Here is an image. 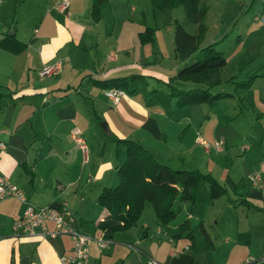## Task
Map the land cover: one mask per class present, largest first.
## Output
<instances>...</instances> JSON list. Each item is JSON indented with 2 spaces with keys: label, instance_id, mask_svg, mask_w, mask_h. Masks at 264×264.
I'll return each mask as SVG.
<instances>
[{
  "label": "crops",
  "instance_id": "crops-1",
  "mask_svg": "<svg viewBox=\"0 0 264 264\" xmlns=\"http://www.w3.org/2000/svg\"><path fill=\"white\" fill-rule=\"evenodd\" d=\"M90 1L70 0V5L61 10L60 0H0V38L15 35L25 44L20 52L0 47V138L7 144L0 151V173L16 182L30 203L42 206L51 201H67L77 217L76 227L109 238L106 247L96 241L91 243L87 264H104L106 258L127 247L139 252L140 264H148L149 256L163 264H264L263 240L249 220L252 209H262L253 195L263 196L255 188L264 171L263 149L255 157V171L250 175L252 179L259 173V183L252 179L253 188L241 186V182L227 176V200L220 196L211 201L209 218L214 226L213 230L206 227L215 242L212 250L195 253L187 239L181 242L168 238L162 226L155 239L143 220L146 205L140 221L146 233L137 240L139 246L122 234L126 230L108 237L98 228V232L83 229L85 217L96 221L105 215V209H98L88 217L92 210L83 208V200L89 195L96 198L103 186L114 187L121 180L116 165L124 159L115 138L136 139L151 149L158 160L182 168H200L213 146L221 154L227 147L225 136L217 149L216 143L212 145L198 133L201 129L197 126L202 124L204 115L198 118L195 111L187 109L190 105L178 107L172 97L163 98L159 85L151 88V102L137 94L143 89L136 85L122 89L124 93L117 104L107 98L106 89L97 85L95 79L140 73L166 81L169 74L162 71H177L188 59L177 57L174 33L159 32L157 40L159 24L147 18L131 30L127 24L116 22V10L111 7L110 16L115 22L108 28L102 21L104 5L100 19L94 21ZM211 1H200L208 6L207 13ZM138 9L137 2L131 4V10L140 15ZM146 27L154 28V35L151 41L142 43L139 32ZM155 63L161 70L152 67ZM225 66L213 72L214 78ZM48 67L52 70L43 73ZM147 91L144 89L143 93ZM204 106L199 108L203 110ZM212 109L209 105L206 110L208 120L217 115L215 111L210 114ZM104 119L110 134L101 126ZM74 129L80 130L78 135L84 146L75 138ZM230 192L238 197H232ZM217 199L223 201L216 204ZM24 208L25 204L15 196L0 201V264H21L25 257L28 264H62L61 255L73 249L71 236L45 237L40 231L16 235L13 222ZM53 226L52 221L46 223L48 229ZM118 234L122 236L117 238ZM146 240L150 241L146 244Z\"/></svg>",
  "mask_w": 264,
  "mask_h": 264
},
{
  "label": "rangeland",
  "instance_id": "rangeland-1",
  "mask_svg": "<svg viewBox=\"0 0 264 264\" xmlns=\"http://www.w3.org/2000/svg\"><path fill=\"white\" fill-rule=\"evenodd\" d=\"M149 1L150 0H110L106 4H103L104 16L102 21L106 23L108 28L112 27L115 21L110 16V11L111 7H113L116 10V22L119 24H127L128 28H131V30H136L139 22H144L147 18L154 24H159L161 28L157 32V40L159 39V32L174 33V21L176 18L179 19L189 31L191 30L190 32H192V30L197 32V24L188 21L183 5L167 7L164 10H155L154 8V12L157 11L155 18L152 4H148ZM134 2L138 4L140 15L131 10V4ZM211 3L212 6L205 19V22L208 23L209 26L207 32L202 36L201 42H203V44H201L204 45L218 40L216 46L218 49L224 50V55L228 63L220 70L217 77L214 78V74L212 73L211 80L209 81L195 82L192 80L185 81L186 79H174L173 82L179 87L189 88L193 86H208L215 79L219 78L220 81L217 84H213L211 90L213 92L223 90L233 93L232 96L218 99L213 103H194L190 104L187 108L193 112L195 111L198 118L204 115L205 118L204 120L202 118V124L197 126L201 129L198 133L203 134L209 143L212 142L211 144L215 145V143L221 142L220 144L222 145V137L224 136L227 141V147L223 151V154L216 151L213 146L209 154L210 156L203 158L199 169L203 172H211L224 184L227 182V176H229L236 182H241V186L248 185L253 188L254 183L250 175L254 173L255 166L253 167L252 163L256 162L257 159H255V157L261 153L262 149L264 150V0H212ZM148 7H150V9H148ZM136 15H138V17ZM129 22L135 26H131ZM166 64L170 66L169 63ZM152 67L157 69L161 68L159 63L152 64ZM162 72L169 74L166 81H160L159 78L153 74L145 76L141 74L142 76L132 78L129 82V88L136 85L139 89H143V91L144 89L148 90L146 94H144L143 91L137 94L145 96L148 102H151L150 98L153 97L151 88L153 85H159L160 87L158 89H161L160 92L163 94V98L168 99V97H172V101H176V97L170 94V86L167 84L170 80V76L175 74L176 71L164 70ZM254 73L257 74L253 78L250 87L237 86L236 81L245 80ZM202 105H205L203 110L199 108L202 107ZM209 105L213 107L210 114L213 113V111L217 113V115H213V120H208L206 116L209 115H205ZM104 121L106 120L104 119ZM216 139L217 141H215ZM246 146L249 147L246 148ZM121 149V158L125 159V146L121 145ZM255 188L262 192L263 196L253 195V200L263 210H257L256 208L252 209L249 220L257 231V236L261 237L260 240H263L264 243V171L262 172L260 185L255 186ZM230 194L232 197H238L233 192H230ZM95 196L91 198L89 195L83 200V208L85 210L90 208L94 212L93 215H91L92 211L87 213L88 217L94 216V214H96L95 212H98V209H105L98 203L97 197L95 198ZM222 196L223 198L221 199L227 200V195H221V197ZM75 199L76 196L74 197V200ZM212 200L213 199L210 198L208 185L206 183H201L195 217L197 219H202L209 229L212 228L210 230H213L214 226L209 218V208ZM223 200L217 199L215 203H221ZM145 205L146 209L149 207L150 210L148 211L145 209L143 220L149 224V232L151 236L153 235L156 239L159 235L157 230L160 228V225L157 222L158 220L153 204L150 201H146ZM141 215L135 225L130 227L129 230L126 229L127 232H122L123 235L128 236L130 241L133 240L137 246H139V241L137 240L141 239V237H143V232H145V228L143 229V226H141L142 222H140L142 219ZM183 216H185V209L182 210L175 222L180 221ZM86 219L85 217L83 229L92 232L96 231L92 219ZM122 234H118L117 238L121 237ZM179 240H182L181 242H186L185 238H180ZM149 241L150 240H146L145 243L147 244ZM138 254L139 252L130 249V247H127V250L120 248L113 256L106 258L104 264H140Z\"/></svg>",
  "mask_w": 264,
  "mask_h": 264
},
{
  "label": "trees",
  "instance_id": "trees-1",
  "mask_svg": "<svg viewBox=\"0 0 264 264\" xmlns=\"http://www.w3.org/2000/svg\"><path fill=\"white\" fill-rule=\"evenodd\" d=\"M107 0H91L90 15L98 21L101 8ZM155 9L164 10L167 7L183 5L189 21L198 25V32H190L185 25L176 19L174 21V50L178 58L185 60L175 74L170 76L167 84L170 94L176 97L178 107L194 103H213L215 100L232 96L225 91L213 92L211 87L220 79H215L208 86H194L181 88L174 84V79H186L195 82L211 80L214 71L227 64V58L221 49L217 48V41L202 45V36L207 30L205 17L208 6L201 0H151ZM154 28L146 27L139 32L142 43L151 41ZM0 47L20 52L25 44L15 35H6L0 38ZM257 74V73H256ZM252 74L245 80H238L237 86L250 87L256 76ZM141 74H129L106 79H95V83L105 89L118 87L128 90L132 78ZM99 119L100 116L98 115ZM115 141L124 145L126 157L116 165L121 180L116 186H103L97 196L98 203L105 208V215L93 221L95 228L101 229L111 237L116 231L126 230L136 224L146 201L153 204L157 222L163 227L166 236L170 239L185 238L193 252L215 248V242L205 223L195 217L198 204V194L201 183L208 185L211 199L221 195H228L227 186L220 182L211 172H203L199 168L174 167L156 158L151 149L140 141L117 137ZM229 196V195H228ZM51 201L50 204H57ZM185 216L178 221L182 210Z\"/></svg>",
  "mask_w": 264,
  "mask_h": 264
},
{
  "label": "built area",
  "instance_id": "built-area-1",
  "mask_svg": "<svg viewBox=\"0 0 264 264\" xmlns=\"http://www.w3.org/2000/svg\"><path fill=\"white\" fill-rule=\"evenodd\" d=\"M69 5L70 0H60L61 10H65ZM51 70V67H48L44 69L43 73L50 72ZM123 93L124 91L118 87H111L105 90V95L113 104H117L120 101ZM79 133V129L73 130L77 141L84 146L85 143L82 137L78 135ZM204 143L206 147L209 146L207 142ZM6 147V142L0 138V151ZM216 148H220V143H216ZM262 169H264V161L262 162ZM259 176V173L252 176V179L257 184L259 183ZM11 196L19 198L25 204L23 212L13 222V230L16 235L38 234L40 231V234L45 237H54L58 234L71 236L73 249L72 252L61 255L60 259L62 264H87L91 243L96 241L100 247H106L109 242V238L105 236H94L76 227L77 217L71 212L67 201L42 206L34 205L27 200L24 190L16 182H13L9 177L0 173V201ZM48 221L53 222L54 226L52 229L46 227ZM134 248L136 250L138 249L137 247ZM147 263L163 264L151 256L148 257Z\"/></svg>",
  "mask_w": 264,
  "mask_h": 264
},
{
  "label": "water",
  "instance_id": "water-1",
  "mask_svg": "<svg viewBox=\"0 0 264 264\" xmlns=\"http://www.w3.org/2000/svg\"><path fill=\"white\" fill-rule=\"evenodd\" d=\"M101 126H102V128H103V130H104L105 132H107L108 134L111 133V130H110L109 126H108L107 121H104V120H103V121L101 122ZM21 264H28V257H25L24 259H22Z\"/></svg>",
  "mask_w": 264,
  "mask_h": 264
}]
</instances>
